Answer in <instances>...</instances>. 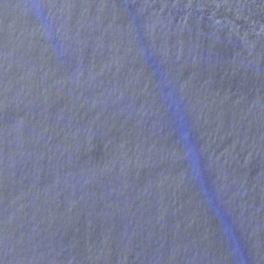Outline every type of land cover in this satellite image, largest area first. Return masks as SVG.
<instances>
[{"label": "water", "instance_id": "95a60500", "mask_svg": "<svg viewBox=\"0 0 264 264\" xmlns=\"http://www.w3.org/2000/svg\"><path fill=\"white\" fill-rule=\"evenodd\" d=\"M0 264H264V0H0Z\"/></svg>", "mask_w": 264, "mask_h": 264}]
</instances>
